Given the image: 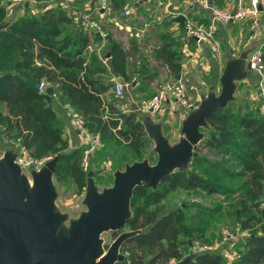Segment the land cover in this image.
Listing matches in <instances>:
<instances>
[{
  "label": "trees",
  "instance_id": "16d2710c",
  "mask_svg": "<svg viewBox=\"0 0 264 264\" xmlns=\"http://www.w3.org/2000/svg\"><path fill=\"white\" fill-rule=\"evenodd\" d=\"M111 3L119 11L124 0ZM28 7L36 12L26 13ZM6 16L0 0V24L5 23ZM205 20L198 24H207L209 14ZM81 24L64 6L41 8L37 2L24 5L23 13L0 30V135L26 147L35 158L57 155L53 174L56 186L75 187L79 194L89 173L107 186L112 183L113 172L123 169L125 164L143 159L156 161L152 142L137 112H123L115 106L111 77L132 84L135 75L136 89L150 95L149 83L157 74L148 72L145 63H140L137 71L131 70V51L110 34L99 53L94 48L89 50L91 41L102 40L97 34L91 37ZM159 39L161 44L154 53L172 74L180 73L183 56L175 48L179 41L169 33H160ZM131 49L137 53L134 42ZM42 78L48 82L46 93H57V100L52 96L47 100L38 91ZM56 102L82 114L89 133L98 136L99 143L89 154L86 170L81 159L87 145L77 144L75 138L71 145L64 136ZM207 121L209 127L201 129L203 147L234 158L240 170H230L198 153L189 168L175 170L156 189L145 184L136 186L130 199L131 216L124 227L136 234L125 240L122 250L125 257L115 264L179 261L188 255L192 241L202 242L205 229L194 226L195 221L207 217L226 222L227 216L248 228V234L227 244L225 250L198 252L187 264H264V212L255 214L251 204L255 200L264 201V115L258 104L242 102L235 96ZM106 166L110 173L103 179L99 172ZM175 188L198 197L202 193H218L231 200V211H225L219 202L206 205L194 201L166 209L162 200Z\"/></svg>",
  "mask_w": 264,
  "mask_h": 264
},
{
  "label": "water",
  "instance_id": "95a60500",
  "mask_svg": "<svg viewBox=\"0 0 264 264\" xmlns=\"http://www.w3.org/2000/svg\"><path fill=\"white\" fill-rule=\"evenodd\" d=\"M262 10L261 4L258 6ZM185 16L174 18L183 27ZM0 24V30L7 26ZM109 53L106 54V58ZM242 57L229 60L219 78L220 92L210 91L198 107L184 118L181 137L171 144L161 124L150 117L142 119L153 144L155 163L148 159L125 164L113 172L111 185L98 189L91 173L84 187L86 210L71 219L60 212L53 174L58 156L47 160L30 178L14 162L16 153L5 151L0 157V264H115L124 259L121 245L136 231L120 233L105 250L101 234L125 227L131 216L130 199L136 186L156 189L160 181L178 169H187L198 156L195 147L203 138L201 129L209 127L208 118L234 99L236 81L246 77ZM250 70L249 62L245 65ZM49 100V95H45ZM196 253H189L175 264H187Z\"/></svg>",
  "mask_w": 264,
  "mask_h": 264
},
{
  "label": "rangeland",
  "instance_id": "374dc122",
  "mask_svg": "<svg viewBox=\"0 0 264 264\" xmlns=\"http://www.w3.org/2000/svg\"><path fill=\"white\" fill-rule=\"evenodd\" d=\"M69 0H38V5L39 7H43L45 5H58V6H68L67 2ZM75 7V9L80 10L81 7L85 6V3L89 4L92 7H95L96 10L95 14H98V10L102 8V10L105 11L107 14L108 10L105 9L106 5L100 1V0H70ZM139 0H124V3L126 6L129 8H133L135 4ZM4 3V1H3ZM179 2H174L173 4H179ZM6 8V19L5 22L9 23L13 19L16 18L17 15L23 13V6L21 4H12V5H7L6 3L3 4ZM104 6V9H103ZM173 6V5H172ZM172 6L169 7L168 11L164 15V19H170V16H172V12L174 9ZM34 11L32 8L28 7L26 8V13L31 14ZM36 12V11H34ZM154 13L160 15V9L153 10ZM118 15L120 12L117 13ZM107 18V17H106ZM104 17V25L106 28L107 32L114 33L116 35V39L119 42L122 43H128L132 38L129 36L128 31H124V29H119L118 27H113L112 23L108 21ZM228 24L232 25L231 28V41L229 44H224L221 38H219V35L217 36L218 41L220 42V51L218 53H204L206 57L210 58L212 61L216 62V60H221L223 62L224 66L222 69H217L215 71V74H212V71L209 72L208 70H202L201 66L198 64L195 67H191L189 64H187L186 60L184 59L186 63L185 67V72L183 73V81L185 85L187 86L189 93L195 98L194 100L196 101L197 104L200 103V101L206 97V93L211 91H214L216 94H219L220 92V82L219 78L223 72V69L226 65V63L234 58L242 57L243 59V67L242 70L247 72V75L245 78L237 80L236 81V89L238 88L239 90H235L234 93V98L235 96L238 97L239 100L242 102H249L253 104H260V97L259 92L257 90V82L259 80V74L255 72L254 70H247L245 67V62L247 61L246 59L250 58L252 52L257 49L258 47H262L263 52H264V29H259L260 33H256L255 30H252L250 28V22L248 20L244 21H239V22H230ZM261 43V44H260ZM146 45H148V42H145ZM102 47V46H101ZM150 49V48H147ZM98 50V49H97ZM205 47L200 48V53L201 51L203 52ZM101 51V50H100ZM210 52V51H209ZM190 68V70H188ZM193 86H196L197 89L192 88ZM191 87V89H190ZM210 89V90H209ZM129 90L125 89L124 94L122 97H116L118 102H126L128 103V107L131 109H134L137 107L134 106V101L138 100V98H131L129 95ZM237 91V94H236ZM200 94L201 96L203 95V98L200 100ZM258 94V96H257ZM199 98V99H198ZM116 100V101H117ZM240 102V101H239ZM138 104V103H137ZM172 109L171 111L173 112H180L186 115L187 113L185 112L184 108L179 105V103L175 100H172ZM56 108V111L58 113V116L61 118L65 130H69L70 132V137L77 139V144L79 143L80 140L82 141H88L91 138V135L85 131V130H78L74 126L71 125L70 123V117L67 115V110L62 107L61 104H56L54 105ZM144 115L145 117L147 116L146 114H143L141 112H137V116ZM151 117L154 120H162L165 118V108L164 105L157 111L155 114H151ZM167 123V122H166ZM182 123L181 121H176L173 125L171 124H161L162 127V133L166 138H168L169 142L171 144L176 143L179 138L181 137L180 135V130H181ZM64 136L66 138L68 137V133L64 132ZM78 137V138H77ZM204 137V133H203ZM153 146V144H152ZM21 145L19 143H16L11 140H7L6 138H3L0 135V157L3 156L5 151H13L15 153L19 152V148ZM196 147L198 150H196ZM195 147V150L198 153H201L205 155L208 159L210 160H215L221 162L224 166L229 168L230 170H240L238 162L229 156L225 155H220L217 154L214 151H208L206 150L202 142L200 141L198 145ZM100 176L104 179L105 176L110 173V170L106 166L105 169L99 172ZM94 179V178H93ZM54 180V177H53ZM31 181V178H30ZM96 181V182H95ZM94 182L96 186L98 187L99 190H101L104 187H107L109 185H105L102 180L100 179H94ZM98 182V183H97ZM54 184L56 186V183L54 181ZM56 191H57V198L55 200V204L57 209L62 212L66 213L68 215L67 221L64 222L65 225H68L69 220L77 218L79 214L86 210V206L83 204L82 200L84 197V191L81 194H79L76 190L75 187H69V188H61L59 189L56 186ZM200 202L202 204H213L216 202L222 203L223 206L225 207V211L229 210L231 211V200L224 198L222 195L218 193H211V194H203L201 197H198L192 192L182 190L180 188H175L173 191L170 192V194L162 200L163 206L167 208L180 205L182 203H190V202ZM258 200L253 201L252 204V210H254L255 214H260L261 212H264V201H259ZM246 214H249V212H245ZM226 222H221L218 220H209L207 217H202L199 220L195 221L193 225H198L200 227H204V236L202 239L201 243L211 245L213 246V250L221 249L225 250L227 249V244H221L219 246H215L219 243L220 239L218 238L219 236L221 237V230L223 229V226H227L229 230L233 233L234 237L232 239V242L234 243L237 238L239 237H244L245 235L248 234V228H243L241 225L238 223H234V220L231 216H227ZM254 224V223H253ZM251 226L252 224H248ZM128 231L126 228L116 230V231H105L101 234V238L103 240V247L106 250L110 244L113 242V240L122 232ZM198 239V238H197ZM231 242V243H232ZM129 247L128 251H131V245H127ZM123 250V244L120 247V252ZM211 251V250H210ZM190 251L188 252V254ZM187 256V255H186ZM231 257V256H229ZM177 261H172L169 264H175Z\"/></svg>",
  "mask_w": 264,
  "mask_h": 264
},
{
  "label": "crops",
  "instance_id": "0c3cea01",
  "mask_svg": "<svg viewBox=\"0 0 264 264\" xmlns=\"http://www.w3.org/2000/svg\"><path fill=\"white\" fill-rule=\"evenodd\" d=\"M100 1L103 3V5L104 4L106 5L105 9L108 10L107 14L105 13L104 10H102V8L98 10V14H95V11H94L96 10L95 7H92L87 3H85V6L81 7L80 10L75 9V7L73 6L70 0L67 2L68 6H64V7L68 9L69 14L71 15H73L72 12H77V11L88 9V12H91L92 16L96 18L97 20L101 21L103 25H104V21H103L104 17L105 18L107 17L106 19L110 21V23H112L113 27L124 29L125 32L128 31L129 36L132 39L128 43H122V42L120 43L125 47V49L131 51L130 53L131 55L129 57L130 69L137 71L139 64L145 63L147 64L148 72H155L157 74L156 77L153 79V81H150L149 83V87L151 90L150 95L148 93H145V92H142L136 89L138 86V83H136V80L138 79L135 77V75L132 77V79H134L133 83L131 84L130 87L124 88V90L125 89L129 90L130 88V91H129L130 97L138 98V100L134 101L133 107L134 106L136 107V105L138 107L137 103H139V100L141 98L152 96L155 93V87L158 83L169 81V80H177V81H181L185 85L183 81V76H184L183 73L185 72L184 69L186 67V63L184 59L186 60L187 64H189L192 68L198 64L199 66H201L202 70L209 69V72L212 71V74L213 73L215 74V71L217 69L223 68L224 64L223 62H221V60H216V62H214L210 58L206 57L204 53H212L207 46H204L206 50H204L203 52L201 51L200 53V48L203 46L198 47L195 44L193 39L187 38L184 30L183 32L179 30L180 28H183V27H179V25L176 22H174V18L176 17L174 16V14H178L177 16L179 15L187 16L191 18L192 20L199 22V23L206 22L207 20L205 19L208 16V12L204 11L197 4V0H180L181 3L177 5L173 3L175 1L179 2V0H139L133 8H129L124 3L122 9L119 11H116L115 9H113L111 0H100ZM236 1L237 0H210L213 6L217 8L226 9V10H234L236 6ZM244 1L246 4H248L250 0H244ZM260 2H261V5L264 4V0H260ZM170 6H172V8L174 9V11L172 12V16H170V19H164L163 17L165 13L168 11ZM125 9L131 10L132 14H130V16H125L123 14ZM157 9H160V15L153 12V10H157ZM118 12H120L119 15L117 14ZM76 26H79V25L77 24ZM81 28L84 31L88 32L90 36L92 34H95L93 31L85 28L83 24H81ZM231 28H232V25L228 23H220L217 25V28H216V37L219 35V38H221L223 43L229 44V46H231L230 41L232 38ZM259 29H264V14H261L260 25L255 30L257 34L260 33ZM160 33H169L174 39L179 41L178 45L175 48L182 53L183 58H182V71L178 74H172L170 70L168 69V65L162 60V58L160 57L158 58L156 56V53H154V50L158 48L161 44V41L159 39ZM107 34H110L114 40L119 42L116 39V35L112 33V31L110 33L107 32ZM105 42H106V39L104 41H101V43H93L91 41L88 48L89 50L94 48L96 49L97 53H99L100 50L105 46ZM133 42L136 45L137 53H135L131 49ZM145 42H148V45H146ZM147 48H150V49H147ZM246 60L247 61L245 62V65L248 63L249 59L247 58ZM188 70H190V68ZM111 80L112 82L116 80L126 82L122 78L116 77V76H112ZM144 81L147 82L146 80ZM192 88L197 89L196 86H193ZM209 92H207L206 94H208ZM188 93H189V90H188ZM189 95L193 99H195L190 93ZM199 98L201 100L203 98V95L201 96L200 94ZM108 100H109V97H108ZM171 103H172L171 99L166 100L164 102L165 118H163L162 120H154L151 117V115H149L147 112H144L142 110H138L137 107L134 109H131L128 107V103L126 102H122V101L118 102L117 100L115 101L114 104L118 109L122 110L123 112H129V111L141 112L143 114H146L147 115L146 117H150L154 122H158L160 124L168 123V124L173 125L177 120L181 121L182 123L186 115L180 112L176 113V112L171 111L172 109ZM56 104H60V103L56 102L55 105ZM62 107H64L67 110V115L69 117V111H70L69 106L62 105ZM138 117L141 121L143 118H145V116L142 114ZM70 123L72 125L71 118H70ZM65 132L68 133V137H69L68 140L70 144L72 145V139L75 138V136H73V138L70 137L69 130H65ZM75 141L77 142L76 138H75ZM88 141L80 140L79 144H82V143L86 144Z\"/></svg>",
  "mask_w": 264,
  "mask_h": 264
},
{
  "label": "built area",
  "instance_id": "2783aa9c",
  "mask_svg": "<svg viewBox=\"0 0 264 264\" xmlns=\"http://www.w3.org/2000/svg\"><path fill=\"white\" fill-rule=\"evenodd\" d=\"M3 1V4H21L22 6L26 4L34 5L38 2V0ZM197 4L204 11L208 12V23L198 24V22L185 16L183 29L187 38L193 39L198 47L207 46L212 53H218L220 51V42L216 37V28L218 24L248 20L250 22V28L252 30H256L260 25V16L261 14H264V4L261 5L262 10H259L258 8L259 4H261L260 0H250L248 4H246L244 0H237L234 10L217 8L211 4L210 0H197ZM72 14L74 16V19L80 20L85 28L97 34L102 41L105 40L107 36L106 28L101 23V21L92 16L91 12H88V9L72 12ZM123 14L125 16H130V14H132V11L129 9H125ZM177 15L178 14H174V16ZM248 62L250 64V69L259 74L257 89L260 97L261 113L264 115V52L262 47H258L252 52ZM133 80L134 79H132V81ZM47 85L48 82L44 78H42L38 83V91L46 95ZM130 86V82L116 80L113 82L111 92L115 97H122L124 88H128ZM47 95H49V98L52 96L53 99H58V95L55 92ZM170 99L177 101L179 105L184 108L187 114L198 107V104L189 95L186 86L181 81L169 80L158 83L155 87V93L150 97L141 98L139 100L137 108L138 110L147 112L149 115L155 114L164 105V102ZM69 117L71 118L72 125L76 129H83L89 132L82 114L70 108ZM90 135L91 138L86 143L87 146L83 150L81 159V166L84 170L88 168L89 154L96 148L99 143L97 135ZM50 158L51 157L35 158L26 147L21 145V147L19 148V152L16 153L14 162L18 164L21 172L25 173L27 177L30 178V172L32 170H39ZM233 237L234 235L229 230V228L227 226H223V229L221 230L220 241L215 246L217 247L224 243L229 244L232 242ZM210 250H213V246L201 243L199 240H194L189 244L190 253H198Z\"/></svg>",
  "mask_w": 264,
  "mask_h": 264
},
{
  "label": "bare ground",
  "instance_id": "6f19581e",
  "mask_svg": "<svg viewBox=\"0 0 264 264\" xmlns=\"http://www.w3.org/2000/svg\"><path fill=\"white\" fill-rule=\"evenodd\" d=\"M30 183H31V181H30Z\"/></svg>",
  "mask_w": 264,
  "mask_h": 264
}]
</instances>
